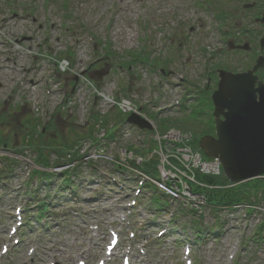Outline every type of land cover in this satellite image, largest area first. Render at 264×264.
<instances>
[{
    "label": "rangeland",
    "instance_id": "1",
    "mask_svg": "<svg viewBox=\"0 0 264 264\" xmlns=\"http://www.w3.org/2000/svg\"><path fill=\"white\" fill-rule=\"evenodd\" d=\"M260 1L0 0V50H13L12 57L34 67L26 78L50 79L52 93L49 100L40 84V101L35 103L31 87H23L15 94L14 104L28 96L22 111L40 121L44 110L39 112L37 107L46 98L44 103L54 109L49 110L52 121L68 141H74L75 132L87 133L85 120L90 114L111 110L99 96L93 99L95 90L116 100L130 99L139 108L165 110L163 120L179 122L184 118V112L177 111L180 104H185L186 110L194 109L197 94L213 86L219 69L247 67L260 55L258 38L264 34L256 21ZM254 2L251 10L244 8ZM229 43L249 44L251 51L231 52ZM105 48L115 57L105 60ZM69 50L71 62L57 66L58 58ZM141 55L148 58L146 64L137 61ZM97 61L105 63L110 73L94 82L97 77L89 76L98 68L94 65ZM8 110L5 120L11 124L0 136L9 139L10 151L21 152L25 135L14 123L20 116L13 115L11 108L1 111ZM31 115L23 120L30 133L35 127ZM68 116L70 123L66 122ZM126 118L119 115L117 121ZM94 135L97 140L102 136L97 131ZM143 139L144 135L137 136L134 131L127 137L120 131L115 143L101 140L90 144V139H83L79 147L82 160L51 169L52 177L46 180L32 175L35 149L25 146L14 158L4 148L0 157L8 156L18 165L10 170L0 159V264H99L107 259L109 264H121L123 254L132 257L133 264H264V194L251 198L255 207L249 213L241 208L218 214L221 236L204 233L197 237L196 231L181 227L180 222L187 224L190 218L180 211L181 206L174 205L175 212L167 200L155 198L157 208L169 205L157 211V216L148 200L151 191H135L136 171L120 168L128 166L121 147L129 148L133 141L143 143ZM50 158L53 162L56 154ZM74 169L76 172H71ZM67 171L75 190L60 188L65 176L61 172ZM43 205L46 212L39 217L36 213ZM206 213L201 223L214 226L215 216L209 210ZM162 223L166 230L160 228ZM261 224V238L254 237ZM115 231L120 244L108 258Z\"/></svg>",
    "mask_w": 264,
    "mask_h": 264
},
{
    "label": "water",
    "instance_id": "2",
    "mask_svg": "<svg viewBox=\"0 0 264 264\" xmlns=\"http://www.w3.org/2000/svg\"><path fill=\"white\" fill-rule=\"evenodd\" d=\"M261 22L264 23V16ZM261 48L264 49V37ZM261 69L263 57L245 73L219 72L218 89L212 96L217 138L201 140L206 155L221 161L225 176L233 183L264 175V81L255 74ZM127 122L150 129L137 115Z\"/></svg>",
    "mask_w": 264,
    "mask_h": 264
},
{
    "label": "trees",
    "instance_id": "3",
    "mask_svg": "<svg viewBox=\"0 0 264 264\" xmlns=\"http://www.w3.org/2000/svg\"><path fill=\"white\" fill-rule=\"evenodd\" d=\"M108 57H110L111 55V51H106ZM259 77L260 79H264V71L259 73ZM57 137V136H56ZM63 136L62 135H58L57 139H54V149L56 150H60V152H62V154L60 155L59 159H65L66 157L70 156L73 158H76L78 155V151L75 150V145H68L67 143H61V141L58 140H62ZM116 138V133L113 131L108 132L107 134V139L112 141L113 139ZM44 145V143H41ZM45 148V147H44ZM43 148L40 149L41 153L43 152ZM40 157L42 159L41 163L43 164L44 167H49L48 164H46V158L43 156V154H40ZM43 176V175H42ZM224 182H226L225 179H223ZM260 191H264V179L261 180H253L250 181L248 183L245 184H241L239 186L234 187V189L230 192H220L218 194V192H214L212 193V195L210 196V200L212 201V203H216L217 205H221V204H226V205H233L236 203H242L245 202L247 200L250 199V197H252V195L254 192V195L257 194ZM256 196V195H255Z\"/></svg>",
    "mask_w": 264,
    "mask_h": 264
},
{
    "label": "flooded vegetation",
    "instance_id": "4",
    "mask_svg": "<svg viewBox=\"0 0 264 264\" xmlns=\"http://www.w3.org/2000/svg\"><path fill=\"white\" fill-rule=\"evenodd\" d=\"M253 4H255V2ZM259 8L261 9V3L259 5ZM25 67H26L25 64H23L19 60L12 59L9 56L5 57L4 62L0 64V91L3 92V94L5 93L7 86L9 85L11 73L21 72V71L25 72L26 71ZM14 82H15L14 83L15 89H13L14 91H19L21 89V85L24 86L27 84L26 80L19 82L20 84H16L18 80H15ZM2 109H6L5 104H0V110Z\"/></svg>",
    "mask_w": 264,
    "mask_h": 264
}]
</instances>
